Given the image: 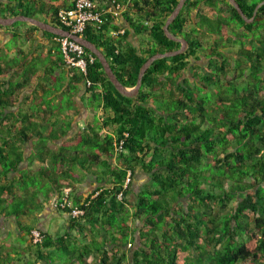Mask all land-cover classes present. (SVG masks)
I'll return each mask as SVG.
<instances>
[{
	"label": "trees",
	"instance_id": "trees-1",
	"mask_svg": "<svg viewBox=\"0 0 264 264\" xmlns=\"http://www.w3.org/2000/svg\"><path fill=\"white\" fill-rule=\"evenodd\" d=\"M263 1L237 0L248 19ZM179 2H131L141 20H130L132 27L151 38L140 51L121 50L110 36L111 28L118 29L111 22L89 25L84 38L105 54L119 81L134 89L151 57L181 48L164 31ZM40 6L47 5L42 0H0V13L31 16ZM51 8L54 24L63 27L60 9ZM169 29L186 39L189 49L156 61L137 97L120 94L98 58L89 68L90 88L86 77L71 69L66 92L70 97L83 83L90 98L82 102L95 113L94 121H81L84 127L74 125L82 111L76 101L55 109L47 101L51 94L38 89L29 113L7 114L23 85L4 81L13 64L0 55V218L38 213L53 194L61 198L66 190L85 211L74 218L70 209L57 206L69 215L70 230L63 236L22 227L30 239L33 230L43 234L40 243L31 239L28 245L37 257L51 256V249L69 250L77 231L79 237L91 236V244L74 249L81 262L97 250L101 264H264V6L247 23L229 0H188ZM48 34L60 47L57 37ZM214 36L206 49L205 41ZM246 39L252 41L251 49L245 47ZM230 44L241 46L237 59L223 52ZM201 58L214 72L192 65ZM233 62L237 73L231 78ZM190 68L197 72L195 84L181 81ZM247 71V82L235 83ZM50 91L59 89L52 86ZM205 91L218 100L199 95ZM121 142L124 152L118 153L115 146ZM35 163L40 164L37 169ZM142 173L150 181L137 187ZM88 174L99 187L85 198L78 187L80 177ZM103 228L107 231L99 241ZM127 246L130 251L118 252ZM7 257L11 260L0 247V264H8Z\"/></svg>",
	"mask_w": 264,
	"mask_h": 264
},
{
	"label": "crops",
	"instance_id": "crops-1",
	"mask_svg": "<svg viewBox=\"0 0 264 264\" xmlns=\"http://www.w3.org/2000/svg\"><path fill=\"white\" fill-rule=\"evenodd\" d=\"M42 1L47 6L44 9L41 8L42 6L38 7V11L35 15L26 17L36 19L43 24H51L59 27L53 22L54 16L51 7H56L59 8L60 11H64L72 8L75 0ZM96 1L100 9L106 12L103 24L111 22L112 26L118 27L117 30L113 28L110 29V36L114 37L116 44L119 45L121 50L136 49L140 51L141 48H146L148 46V34H139L130 23V20L131 22L140 20L139 11L131 6V2L135 3L136 0H128L124 3L116 2V0ZM139 1H141L143 5L142 0ZM0 14V17L4 19L24 16H12L9 12H1ZM196 15L197 12H194L193 17ZM19 22L23 23L20 25L18 24ZM152 23L153 22H150L149 25ZM115 32H119V34L114 36ZM48 33L49 32L40 29L29 21H17L10 27L2 26L0 28V55L13 64L10 73L3 79L6 82L10 81L15 84L21 83L23 85L22 93L16 97V105L14 108H9L7 114H16L19 112L29 113L31 111V106L36 102L34 93L38 89L41 94L44 93V91L51 94L47 101L49 104H52L55 109L58 106L60 107V105L76 101L82 111H80V116L74 117V125H76L77 122L80 124L81 121L83 122L84 120L89 121L91 117H93V113L90 110V105L86 106L87 104H84L82 100L84 98L85 102H88L90 95L86 94V87L82 83L77 86V89H73L74 92H71L72 94L69 97V93L67 92H69L68 88L70 87L69 83L73 76V72L61 60L59 43L54 36ZM7 61H4L3 65ZM61 77L65 79L62 81V86L58 84ZM52 86L57 87L59 92L50 91ZM139 185L137 181L136 186L139 187ZM98 187L99 185L94 181L92 175L88 174L83 177L81 176L78 193L86 198ZM58 198V196L53 194L50 202L38 213L30 214L29 211H27L26 215H21L19 219L14 217L0 218V247L5 250L6 256L8 253L11 255V260L7 257L9 260L8 264H101L102 253L97 250H93L91 254L86 256L83 262L79 261L74 249L78 246L91 244V236L87 234V238H83V236L79 237L77 231L72 232V235L78 238L70 242L69 250L59 251L51 249L48 251L51 256L39 258L35 252L28 249V245L31 243L30 235H27L25 231L22 230V227L32 226L39 228L49 232L55 237L63 236L70 230L68 222L69 215L58 210L55 206ZM43 200L44 198L41 197V201ZM106 231V228L102 229V236H98L99 241H102ZM12 235H15L14 237L18 240L15 239V241L11 242V237L9 236ZM8 241L12 243L10 249H13L9 252L6 251ZM107 249L112 250L113 246L109 244L107 245ZM118 249L119 248H117L116 251H118ZM124 250H129V246L123 249L120 248L118 252L122 253Z\"/></svg>",
	"mask_w": 264,
	"mask_h": 264
},
{
	"label": "built area",
	"instance_id": "built-area-1",
	"mask_svg": "<svg viewBox=\"0 0 264 264\" xmlns=\"http://www.w3.org/2000/svg\"><path fill=\"white\" fill-rule=\"evenodd\" d=\"M105 10H101L96 0H75L72 8L61 11L59 14L60 23L73 35L83 36L89 25H103ZM124 33V32H123ZM119 32H115L118 35ZM61 53L66 65L70 68L78 70L86 77L85 84L87 87H92L93 83L87 79L89 75V68L97 61L96 56L88 52L87 49L78 42L70 38H59ZM123 142L116 144V151L118 153L124 152ZM131 173L128 176L127 185L131 181ZM99 193H97L98 195ZM122 198V194L119 195ZM55 206L62 209H70V214L74 218H81L84 216L85 211L74 205L72 199V192L70 190L64 191L61 198H58ZM44 238L39 230H33L31 239L34 244H38Z\"/></svg>",
	"mask_w": 264,
	"mask_h": 264
},
{
	"label": "water",
	"instance_id": "water-1",
	"mask_svg": "<svg viewBox=\"0 0 264 264\" xmlns=\"http://www.w3.org/2000/svg\"><path fill=\"white\" fill-rule=\"evenodd\" d=\"M188 0H180L177 8L174 10V12L170 15V17L167 19L165 25H164V31L165 34L173 41L179 42L182 44L181 48L177 51H172V52H167V53H160V54H156L153 57H151L141 68L140 70V74L138 77V83L137 86L134 89H127L117 78V76L115 75L110 62L108 61V59L106 58L105 54L93 43H91L90 41H88L86 38L82 37V36H76L71 34L69 31L51 25V24H43L40 23L38 20L30 18V17H26V16H20V17H15V18H9V19H4L0 17V26L3 27H10L12 24H14L17 21H29L33 24H35L37 27H39L40 29L47 31L49 33H52L58 37H68L76 42H78L79 44H81L82 46H84L87 50H89L91 53H93L100 61V63L102 64L106 74L109 76L112 84L115 86V88L118 90V92L120 94H122L123 96H126L128 98H134L137 97L140 93V90L142 88L143 85V79L146 75V72L148 71V69L158 60L161 59H165V58H172V57H176L178 55L184 54L185 52H187V50L189 49V43L186 39L174 35L170 32V25L177 19V17L180 15L181 11L183 10V8L185 7V4ZM230 4L238 10V12L240 13V15L243 17V19L245 21H247V23H252L255 20V17L257 16V13L259 11V9L264 6V1L262 3H260L254 13L253 18L248 19L245 14L243 13L242 8L240 7V5L238 4L237 0H229Z\"/></svg>",
	"mask_w": 264,
	"mask_h": 264
},
{
	"label": "rangeland",
	"instance_id": "rangeland-1",
	"mask_svg": "<svg viewBox=\"0 0 264 264\" xmlns=\"http://www.w3.org/2000/svg\"><path fill=\"white\" fill-rule=\"evenodd\" d=\"M141 21V20H140ZM23 22H19L18 24H22ZM191 23H189L188 25H187V27H186V31H189L190 30V28H191ZM238 31H239V33H243L244 32V29L243 28H240V29H238ZM217 39V37L216 36H214V37H209V38H207V40L205 41V48L206 49H209V45H210V42H212L213 40H216ZM148 41L150 42L151 41V38L149 37L148 38ZM252 42V41H251ZM250 42V40L249 39H246V42H245V47L247 48V49H251L252 48V43ZM145 44V43H144ZM240 48H241V46H240V44H238V45H234V44H230V46L229 47H226V48H224V50H223V52H225V53H227L229 56H231V57H234L235 59H237V57H238V53H239V50H240ZM202 54L203 55H206L207 53L206 52H202ZM209 58V57H208ZM208 60L206 59V58H201V60L199 61V62H194L193 63V66L194 65H196V64H199L201 67H202V70H199V71H209V70H212L211 72H214V68L213 69H211L210 67H208ZM235 62H233L232 63V65L229 67V71H228V74H229V76L232 78V77H235V75H236V71H235ZM192 68V67H191ZM189 69V70H187L185 73H184V75H183V77H182V79H181V81L183 82L184 80H189L190 81V83L191 84H195L196 83V79H195V74L194 73H197L196 71H194V70H192V69ZM249 74H250V71H247L246 73H245V75H244V78L243 79H237L236 81H235V83H237L238 85H240V84H244V83H246L247 82V77L249 76ZM210 88H211V90H214V88H215V86H210ZM210 90V91H211ZM210 91H205V92H203V93H200L199 95H203V97L204 98H206V99H208V101H212V102H216L217 100H218V96L215 94V93H210ZM262 97H264V91L262 92ZM92 113H93V117H91V120H89V121H94V115H95V113L92 111ZM81 127H84V124L83 123H81ZM29 153V152H28ZM40 166V164L39 163H35V165H34V167L37 169L38 167ZM150 181V179H149V177H148V175H146V174H141V177H138V183L140 184V185H143V184H145V183H147V182H149ZM231 205H235V202L234 203H232ZM129 225H131L132 224V220H129ZM15 236V235H14ZM13 235L12 236H9V237H11L10 238V241L11 242H13V241H15V239L16 240H18L17 238H15ZM8 237V238H9ZM11 242H9L8 241V243H7V246H6V251L7 252H9V251H12L11 249H10V247H11V245H12V243Z\"/></svg>",
	"mask_w": 264,
	"mask_h": 264
},
{
	"label": "clouds",
	"instance_id": "clouds-1",
	"mask_svg": "<svg viewBox=\"0 0 264 264\" xmlns=\"http://www.w3.org/2000/svg\"><path fill=\"white\" fill-rule=\"evenodd\" d=\"M230 3V2H229ZM60 27V26H59ZM60 28H63V29H65L64 28V26L63 27H60ZM65 30H67V29H65ZM68 31V30H67ZM72 34V33H71ZM56 36V35H55ZM76 36H78V35H76ZM57 37V39H59V38H61V37H58V36H56ZM82 37H84V35L82 36ZM63 38H68V37H63ZM91 53V52H90ZM62 54V53H61ZM93 54V53H92ZM94 55V54H93ZM63 57V56H62ZM97 58V57H96ZM63 63L66 65V63L64 62V60H63ZM67 66V65H66ZM68 67V66H67ZM68 68H70V67H68ZM70 69H73V68H70ZM74 70H76V69H74ZM78 71V70H77ZM79 72V71H78ZM120 199V198H119Z\"/></svg>",
	"mask_w": 264,
	"mask_h": 264
}]
</instances>
